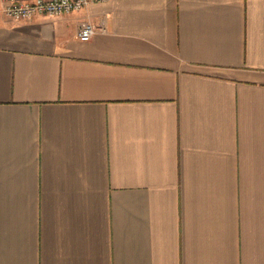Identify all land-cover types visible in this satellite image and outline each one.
I'll return each instance as SVG.
<instances>
[{
  "label": "crops",
  "instance_id": "crops-1",
  "mask_svg": "<svg viewBox=\"0 0 264 264\" xmlns=\"http://www.w3.org/2000/svg\"><path fill=\"white\" fill-rule=\"evenodd\" d=\"M0 264H264V0H0Z\"/></svg>",
  "mask_w": 264,
  "mask_h": 264
},
{
  "label": "built area",
  "instance_id": "built-area-1",
  "mask_svg": "<svg viewBox=\"0 0 264 264\" xmlns=\"http://www.w3.org/2000/svg\"><path fill=\"white\" fill-rule=\"evenodd\" d=\"M104 0H36L22 2L18 0H1L2 11L15 20H27L37 15H62L78 11L93 2ZM98 27L89 22H83L77 30V38L82 41L90 39Z\"/></svg>",
  "mask_w": 264,
  "mask_h": 264
},
{
  "label": "rangeland",
  "instance_id": "rangeland-1",
  "mask_svg": "<svg viewBox=\"0 0 264 264\" xmlns=\"http://www.w3.org/2000/svg\"><path fill=\"white\" fill-rule=\"evenodd\" d=\"M48 16H50V15H48ZM51 16H55V15H51Z\"/></svg>",
  "mask_w": 264,
  "mask_h": 264
}]
</instances>
